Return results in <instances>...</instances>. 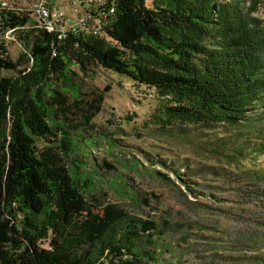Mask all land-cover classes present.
I'll use <instances>...</instances> for the list:
<instances>
[{
    "label": "trees",
    "instance_id": "obj_1",
    "mask_svg": "<svg viewBox=\"0 0 264 264\" xmlns=\"http://www.w3.org/2000/svg\"><path fill=\"white\" fill-rule=\"evenodd\" d=\"M151 3L117 0L106 26L108 38L69 35L57 42L39 28L19 30L31 64L26 52L11 59L0 43V264L154 260V251L138 246L142 238L148 246L155 244L154 219L132 216L112 203L96 210L88 201L92 171H84L89 161L71 157L78 125L65 112V92L78 76L70 68L74 64L83 73L85 62L98 65L153 88L163 101L155 115L161 129L174 123L207 132L222 128L238 141L240 126L264 111V19L254 15V5L241 0ZM28 21L25 14L0 11L2 27ZM92 109L79 125L99 111ZM37 138L45 142L41 148ZM227 144L222 140L213 148L222 153Z\"/></svg>",
    "mask_w": 264,
    "mask_h": 264
},
{
    "label": "rangeland",
    "instance_id": "obj_2",
    "mask_svg": "<svg viewBox=\"0 0 264 264\" xmlns=\"http://www.w3.org/2000/svg\"><path fill=\"white\" fill-rule=\"evenodd\" d=\"M2 1L4 9L28 16V27L21 30L33 27L34 19L42 29L36 13L27 11L32 0ZM241 1L254 5V15L264 19V0ZM145 4L150 7L151 0ZM113 12L101 15V31ZM18 32L0 23V43L11 59L22 52ZM84 67V73L72 67L78 76L65 92V112L78 125L71 157L86 159L84 171H92L86 196L93 208L112 203L132 216L154 219L155 244L138 241L142 250L154 251V260L144 258L150 264H264V148L254 150L264 145V111L240 126L238 141L222 128L207 132L174 123L161 129L155 115L163 101L153 88L98 65L85 62ZM95 107L99 111L88 124L79 125L84 112ZM222 140L228 144L220 153L213 147ZM44 143L37 138L38 148Z\"/></svg>",
    "mask_w": 264,
    "mask_h": 264
},
{
    "label": "built area",
    "instance_id": "obj_3",
    "mask_svg": "<svg viewBox=\"0 0 264 264\" xmlns=\"http://www.w3.org/2000/svg\"><path fill=\"white\" fill-rule=\"evenodd\" d=\"M4 4L7 2L2 1L0 3V10L3 9ZM92 8H94V0H68L65 5H58L54 0H32L27 11L39 14L40 17L52 23L56 29V36L54 37L57 42H61L69 35L77 37L104 36L108 38L107 31L100 30L101 10L99 17H90ZM26 27H28L26 24L17 25L16 31ZM11 37L16 40L14 34ZM21 49L30 54L22 46ZM72 67L70 68L73 69Z\"/></svg>",
    "mask_w": 264,
    "mask_h": 264
},
{
    "label": "bare ground",
    "instance_id": "obj_4",
    "mask_svg": "<svg viewBox=\"0 0 264 264\" xmlns=\"http://www.w3.org/2000/svg\"><path fill=\"white\" fill-rule=\"evenodd\" d=\"M114 2L116 3V0H94L95 12L100 14V10H101V15L106 18L109 13L114 11L116 5L113 4ZM96 13L90 14V17H96L97 15ZM36 16L38 19L41 20L39 23H41L43 27L40 28H42L47 32L53 33L54 35L56 34V29H54V26L50 21L44 19L43 17H40L39 14L38 15L36 14Z\"/></svg>",
    "mask_w": 264,
    "mask_h": 264
},
{
    "label": "crops",
    "instance_id": "obj_5",
    "mask_svg": "<svg viewBox=\"0 0 264 264\" xmlns=\"http://www.w3.org/2000/svg\"><path fill=\"white\" fill-rule=\"evenodd\" d=\"M58 5H65L66 4V2L68 1V0H54ZM34 22H35V24H36V20L34 19ZM35 24L34 25H32L33 27H31V28H34V29H38L36 26H35Z\"/></svg>",
    "mask_w": 264,
    "mask_h": 264
}]
</instances>
